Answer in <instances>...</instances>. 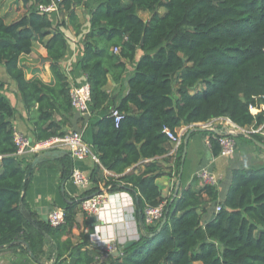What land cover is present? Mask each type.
<instances>
[{
    "label": "trees",
    "instance_id": "1",
    "mask_svg": "<svg viewBox=\"0 0 264 264\" xmlns=\"http://www.w3.org/2000/svg\"><path fill=\"white\" fill-rule=\"evenodd\" d=\"M23 1L30 6L12 22L0 14V64L18 84L36 141H43L66 135L74 111L60 65L68 39L53 24L51 12L38 6L57 4L64 19L59 25L66 19L78 33L82 23L77 8L86 0ZM93 1L80 66L91 87L92 113L109 112L93 124V148L101 165L94 169L93 187L87 193H131L142 234L128 246L119 245V256L98 261L99 254L84 249L86 241L76 245L69 236L62 239L72 233L83 200L70 201L64 224L41 223L55 242L54 264H63L75 252V264H264V168L233 169L223 200L215 186L196 188L197 177L173 201L157 184L160 177L179 174L184 151L182 142L175 155L168 154L173 143L164 128L178 134L185 125L227 117L242 128L264 129V0ZM37 39L52 61L53 85L39 78L28 80L19 63L22 55L32 53ZM140 50L128 93L111 106L109 74L121 84L128 63ZM113 109L122 115L118 125ZM15 114V107L0 93V247L24 239L30 250L26 245L20 249L28 264L43 253L44 238L19 210L29 166L17 155ZM209 134L212 152L219 155V135ZM252 136L264 142L261 132ZM166 154L163 160L156 158ZM146 159L144 170L126 173ZM64 163L72 169V159L66 157ZM105 169L116 175H106ZM164 201L167 221L162 227V221L148 226L145 209ZM211 208L213 215L204 222Z\"/></svg>",
    "mask_w": 264,
    "mask_h": 264
},
{
    "label": "crops",
    "instance_id": "2",
    "mask_svg": "<svg viewBox=\"0 0 264 264\" xmlns=\"http://www.w3.org/2000/svg\"><path fill=\"white\" fill-rule=\"evenodd\" d=\"M95 5L93 0H86V5L77 8L79 21L82 23L81 30L78 33L66 19L65 25H59L64 19L58 10L51 12L50 15L53 24H58L68 39L67 50L64 57L60 59V65L71 87L88 81L87 75L80 66V61L83 57L84 36L91 29V9ZM28 6H30V3L25 5L23 0H0V14L7 23H10L23 14ZM142 54L141 50L138 51L134 61L128 63L125 78L121 84L114 82L109 74L106 89L112 94L113 104L110 103L111 106L118 105L122 97L128 93L129 79L135 71L137 62ZM19 63L24 68L25 77L28 80L39 78L47 84H54L55 78L51 71L52 61L48 57L47 49L38 39L34 41L32 53L22 55ZM0 93L16 109L13 120L15 132L24 133L35 141L34 127L29 120L18 84L7 73L4 64H0ZM73 111L68 132H83L84 140L91 146L90 155L82 159L74 158L66 148L53 150L60 151L58 156H41L44 152L30 151L22 155L26 158L29 171L27 173L28 185L23 192V202L21 201L19 210L34 228L42 230L44 238L43 253L40 255L35 254L38 259L34 260L32 258V261L28 264H54L56 256L55 242L51 236L46 234L44 229H41V225L48 224V216L53 209H64L70 201H78L80 203V200L91 196L92 193H87L93 187L91 176L96 166L98 164L101 165L99 157L93 148V124L102 119L109 110L104 109L97 113H91L89 117L80 116L74 109ZM58 118L60 119L61 117L59 116ZM189 128L190 125H185L178 130V135L181 137L182 142L189 132ZM251 129L254 131L252 127ZM259 130L258 132L264 135V129L261 127ZM209 138L210 134H204V132L196 131L191 135L186 156L184 160L182 158L181 167H183V171L179 191L192 184L194 178L197 177V171L202 166L209 165L210 169L219 177L216 187L219 199L223 200L232 181L233 169L242 167L264 168V150L253 141L250 142L238 138L237 149L232 155H214ZM168 154L156 158L163 160ZM37 157H39V160L34 163ZM66 157L72 159L71 170L68 169V166H65L64 160ZM148 161L146 159L139 162L127 169L126 173L144 170V163ZM75 169L83 172L88 181L85 185H78L72 181L71 174ZM104 173L106 175H116L107 169L104 170ZM197 179L195 187H202L204 184L200 178L197 177ZM178 180V175L175 177L163 176L157 179V184L165 197L173 196ZM134 207V196L128 191L119 190L106 194L105 203L95 215L86 213L81 208V204H79L75 227H73L70 235H64L62 239L65 240L69 236L76 245L86 241L84 249L94 251L96 256L101 254V245L110 239H114L124 246L128 243H133L137 240L139 233L142 234L139 221L135 220V222L132 217ZM213 212L214 209L211 208L208 213L204 214V222L211 219ZM23 240L18 238L15 242L0 247V264L26 263V256L20 249L21 245L25 246ZM77 257V252L66 256L63 264H75Z\"/></svg>",
    "mask_w": 264,
    "mask_h": 264
},
{
    "label": "built area",
    "instance_id": "3",
    "mask_svg": "<svg viewBox=\"0 0 264 264\" xmlns=\"http://www.w3.org/2000/svg\"><path fill=\"white\" fill-rule=\"evenodd\" d=\"M39 10L45 12H53L58 10L57 4L53 3L51 5H40L38 6ZM117 50V49H116ZM70 97L71 104L75 112L80 116L89 117L91 116V87L88 81L74 86H70ZM252 111L255 112V108H252ZM112 116L115 118L116 125L122 119L121 113L117 109L111 111ZM214 123L219 125L221 124H234L231 119L227 117H219L208 123H204L207 126H212ZM261 128V127H260ZM263 128V126H262ZM258 132L254 130L253 132ZM164 132L172 140L173 147L170 151V155H175L179 146L182 143L181 137L174 133L169 128H164ZM218 141L222 146L220 155L229 156L232 155L237 149L238 138L234 136H218ZM15 142L17 144V155H24L28 151L30 152H45L48 150H55L60 148H66L74 158L82 159L91 154V146L84 140L82 131H72L68 132L66 135L61 137H52L43 141H34L29 138L27 135L21 132H15ZM197 177L200 178L204 185L217 186L219 182L218 175L213 172L209 165L202 166L197 171ZM71 179L74 183L78 185H85L88 181L84 176L83 172L75 169L71 174ZM106 194L95 193L91 196L85 198L81 203V208L88 213L89 215H95L100 207L105 203ZM167 201H164L158 206L148 207L145 209V222L148 226H156L159 224L163 217ZM216 211L220 210V207L217 206ZM134 209L132 211V217L134 218ZM48 221L52 227H58L65 223V212L63 208L53 209L48 216ZM136 222V221H135ZM139 239V236L137 237ZM119 244L114 239H110L107 242L101 245V254L98 257V261H103L108 259L112 252L118 250L121 254V249Z\"/></svg>",
    "mask_w": 264,
    "mask_h": 264
},
{
    "label": "water",
    "instance_id": "4",
    "mask_svg": "<svg viewBox=\"0 0 264 264\" xmlns=\"http://www.w3.org/2000/svg\"><path fill=\"white\" fill-rule=\"evenodd\" d=\"M111 103L113 104V101ZM189 129L190 130L186 134L184 141H183V143H184L183 160L186 156L190 137L196 131L214 133V134L219 135V136H234L236 138L243 136V137L253 141L257 146H259L261 149L264 150V142H260L257 139H255L252 136L253 131L247 130L246 128H242L238 125H234V124L233 125L232 124H221V125H219L217 123H214L212 126H207L205 124L198 123V124H193ZM59 154H60V151H53V150L51 151L50 150V151L44 152L41 156H58ZM37 160H39V157L35 158L34 163H36ZM180 169L181 170L178 174L179 180L176 184L174 194L172 197V201L176 198V196L179 192V189H180L183 167H181ZM167 218H168L167 215H165L163 220H162L160 227H162L164 225V223L167 221ZM44 219L47 220L46 217H44ZM130 244H132V243H128V244H126V246H128ZM25 245L27 246V248H29L28 243H25ZM29 250H30V248H29ZM30 254L32 257L35 258L34 254L32 252H30ZM117 256H119L118 250L112 252L111 257H109L108 260H110L111 258H115Z\"/></svg>",
    "mask_w": 264,
    "mask_h": 264
},
{
    "label": "rangeland",
    "instance_id": "5",
    "mask_svg": "<svg viewBox=\"0 0 264 264\" xmlns=\"http://www.w3.org/2000/svg\"><path fill=\"white\" fill-rule=\"evenodd\" d=\"M164 12H165V10H164ZM141 15H142L143 17H147V16H148V13L141 12ZM203 86H204V84L201 85V86H198V88L203 87ZM245 128H246L247 130L252 131V129H251L250 127H245ZM105 200H106V197H105Z\"/></svg>",
    "mask_w": 264,
    "mask_h": 264
},
{
    "label": "clouds",
    "instance_id": "6",
    "mask_svg": "<svg viewBox=\"0 0 264 264\" xmlns=\"http://www.w3.org/2000/svg\"><path fill=\"white\" fill-rule=\"evenodd\" d=\"M200 124H204V123H200ZM192 125H190V127H191ZM36 141V140H35ZM48 151H50V150H48ZM52 151V150H51ZM46 152V151H45ZM43 153V152H42ZM220 155V154H219ZM19 156H22V155H19ZM111 257V256H110Z\"/></svg>",
    "mask_w": 264,
    "mask_h": 264
},
{
    "label": "bare ground",
    "instance_id": "7",
    "mask_svg": "<svg viewBox=\"0 0 264 264\" xmlns=\"http://www.w3.org/2000/svg\"><path fill=\"white\" fill-rule=\"evenodd\" d=\"M108 202V201H107Z\"/></svg>",
    "mask_w": 264,
    "mask_h": 264
}]
</instances>
